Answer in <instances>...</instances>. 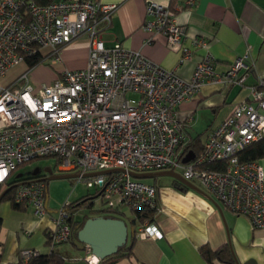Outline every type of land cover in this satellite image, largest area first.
Segmentation results:
<instances>
[{
	"label": "built area",
	"instance_id": "2783aa9c",
	"mask_svg": "<svg viewBox=\"0 0 264 264\" xmlns=\"http://www.w3.org/2000/svg\"><path fill=\"white\" fill-rule=\"evenodd\" d=\"M197 0H185L192 8ZM116 5L97 0H57L40 6L34 0H0V79L26 58L40 54L42 64L60 62L61 51L87 37V65L62 70L59 78L35 93L26 74L0 85V114L7 120L0 130V197L15 171L38 158H55L58 172H77L87 187H95L108 210H158L156 186L132 174L171 171L197 186L226 209L264 229V171L258 161H240V154L264 139V81L250 87V100L237 104L231 115L212 129L202 152L187 163L179 160L187 144L185 124L176 108L207 84L242 86L253 63L238 58L225 71L202 37L188 39L169 5L149 2L141 29L169 47L180 49L179 65L202 51L190 79L115 43L106 47L102 36ZM19 82L21 84L17 85ZM189 119L188 121H190ZM17 178V177H16ZM43 177L15 183L14 201L25 204L35 217H48L51 247L69 241V212L47 210ZM158 228L145 222L137 235L154 238ZM86 264L101 261L88 247ZM39 256L22 250L18 264Z\"/></svg>",
	"mask_w": 264,
	"mask_h": 264
},
{
	"label": "crops",
	"instance_id": "0c3cea01",
	"mask_svg": "<svg viewBox=\"0 0 264 264\" xmlns=\"http://www.w3.org/2000/svg\"><path fill=\"white\" fill-rule=\"evenodd\" d=\"M97 1L117 6L102 36L106 47L120 43L161 67L174 70L183 80L191 78L202 51L179 65L180 49L169 47L164 37L157 36L148 43L150 34L143 31L141 25L149 2L169 4L188 39L202 37L208 41L218 73L245 55L247 63H253L242 86L207 83L176 108L175 118L185 124L189 141L198 139L203 143L208 133L228 118L237 104L250 100V87L264 81V0H197L192 8L185 6V0ZM60 57V62L54 65L45 63L31 70L26 65L12 73L10 69L0 79V85L8 86L26 74V83L37 93L43 85L54 83L62 70L84 69L88 59L87 37L82 36L64 47ZM6 124V118L0 114V130ZM258 162L264 171V158ZM169 177L172 179L167 182L155 177L150 183L156 186L158 210L154 220L148 223L158 228L157 236L136 235L132 256L114 264H206L198 249L207 245L215 250L226 243L233 249L236 264H264V229H253L247 218L232 213L197 186L190 183V187ZM173 180L184 188H176ZM50 228L47 216L38 218L29 208L14 209L9 201H1L0 264H18L22 250L48 255ZM55 252L64 257L63 264H86L84 250H74L70 243L57 246Z\"/></svg>",
	"mask_w": 264,
	"mask_h": 264
},
{
	"label": "trees",
	"instance_id": "16d2710c",
	"mask_svg": "<svg viewBox=\"0 0 264 264\" xmlns=\"http://www.w3.org/2000/svg\"><path fill=\"white\" fill-rule=\"evenodd\" d=\"M34 1L38 5L44 6L57 0H34ZM43 61H44L43 57L40 54H37L34 57L26 58L25 62L28 70H31L37 67L38 65L42 64ZM19 84H21V82L16 84V86ZM202 146H203L202 142L199 141L198 139H195L193 141L187 140V144L181 147L180 149L179 160H182L183 157L190 151H192L196 156L200 155V153L202 152ZM262 158H264V139L260 142L253 143L250 146H248L239 156L240 161H259ZM40 177L44 178L43 181L45 182L47 187L45 177L42 175ZM18 181L19 180H13L9 184L8 188L3 192L2 196L0 197V202L9 201L11 203L12 208L24 210L25 208L26 209L28 208L25 204H17L14 201V193L16 189L15 183ZM173 185L178 189L184 188V186L176 180H173ZM86 200L84 201L80 200L77 203L69 204L67 206V210L70 214L68 223L71 230L70 239L67 243H70L74 250H78L77 246L73 245L74 240H76L77 238L78 229H76V226H79V228H81L88 218L104 217V218L119 219L124 221L128 229H133V233L128 235L126 244L123 245L121 248H119L115 255L101 260L99 264H114L116 261L122 258H130L132 256V247L137 235L138 227L142 226L145 222L153 221L157 211L145 210L142 212H133V217L128 218L126 220L122 216L120 211L108 210L105 215L83 216L81 220H74L73 213L76 211L77 206H79L81 202L84 203ZM47 245H49L48 240H47ZM57 246L51 247L49 249L50 252L48 255H39L37 257H34L27 264H63L64 257L61 254L55 252V248ZM198 253L206 264H236V258L233 249L229 243H226L215 250L210 249L207 245H203L198 249Z\"/></svg>",
	"mask_w": 264,
	"mask_h": 264
},
{
	"label": "rangeland",
	"instance_id": "374dc122",
	"mask_svg": "<svg viewBox=\"0 0 264 264\" xmlns=\"http://www.w3.org/2000/svg\"><path fill=\"white\" fill-rule=\"evenodd\" d=\"M42 65V64H40ZM26 68V64L22 63L16 66V68H11L10 73L17 68ZM8 73V75L10 74ZM52 169L54 176H66L64 178H57L48 180V175L45 173V169ZM39 170V175L44 176L47 183V194H48V205L47 210L50 213L58 212L65 205L77 203L80 200L84 203H80L77 206L76 211L73 213L74 220H81L83 216H100L105 215L108 211L107 205L104 198L98 195L99 190L95 187H87L84 180L78 178L77 172H58L56 169V159L55 158H38L33 160L21 167H19L11 178V181L15 180L17 175H20V180L28 179L34 170ZM151 173H158L156 171ZM161 182H167L172 178L169 176H160ZM142 182L150 184L154 182L153 178L143 179ZM122 216L127 220L133 217V212L126 208L120 210Z\"/></svg>",
	"mask_w": 264,
	"mask_h": 264
},
{
	"label": "water",
	"instance_id": "95a60500",
	"mask_svg": "<svg viewBox=\"0 0 264 264\" xmlns=\"http://www.w3.org/2000/svg\"><path fill=\"white\" fill-rule=\"evenodd\" d=\"M195 157V154L190 151L182 160L187 163ZM48 175V180L64 178L66 176H54L52 169H45ZM39 175V170L32 172L31 177L36 178ZM169 175L184 183L187 186H192L185 181L179 174L171 171H161L158 173L132 174V177L137 180L150 179L158 176ZM20 178V175H17ZM77 238L74 244L80 251L88 247L93 255L100 260L106 259L117 253L118 249L126 244L129 234L133 233V229H128L124 221L119 219L95 217L88 218L83 226L79 228L76 226Z\"/></svg>",
	"mask_w": 264,
	"mask_h": 264
}]
</instances>
